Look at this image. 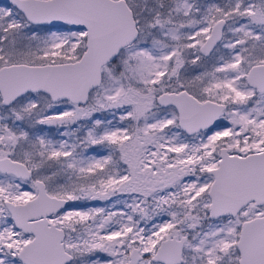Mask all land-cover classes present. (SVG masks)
<instances>
[{"label": "snow or ice", "instance_id": "6c2138e0", "mask_svg": "<svg viewBox=\"0 0 264 264\" xmlns=\"http://www.w3.org/2000/svg\"><path fill=\"white\" fill-rule=\"evenodd\" d=\"M0 264H264V0H0Z\"/></svg>", "mask_w": 264, "mask_h": 264}]
</instances>
